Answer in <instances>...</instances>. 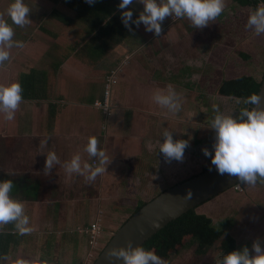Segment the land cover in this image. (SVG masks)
<instances>
[{
	"label": "crops",
	"instance_id": "1",
	"mask_svg": "<svg viewBox=\"0 0 264 264\" xmlns=\"http://www.w3.org/2000/svg\"><path fill=\"white\" fill-rule=\"evenodd\" d=\"M7 1L0 0V15L12 24L6 14ZM38 1L24 0L30 10L29 21L25 25L32 27L36 23L37 9L50 8V12L45 14L48 17L43 19H50V39L37 41L33 37L13 38L21 41L23 46L10 48L9 60L0 63V84L19 81L22 85L23 76L34 70L38 74L39 94H45L46 97L22 99L15 110V117L0 121L6 131L11 127L10 123H16L18 111L23 114L36 107L43 110L44 116L50 113L47 116V123L50 116V128L44 127L38 133L41 125L34 117L36 122L29 126L34 129V134H30L32 129L25 127L26 130L22 131L19 136L21 139L17 142L23 150L28 148L32 152L24 160L25 164L22 163L24 171L14 168L5 175L0 172V179L14 181L12 191L15 193L11 192V195L23 201L24 212L32 229L20 234L16 227L12 228L15 226L14 221L0 224V233L12 232L16 238L9 255L0 264L13 263V249L23 250V247L25 251L19 256L34 264L40 261L46 264H93L97 249H90V237L84 230L97 224L105 225L103 216L107 218L108 212L99 200L109 204V201L117 200L120 206L129 205L133 201L130 191L127 196H123L127 200L121 202L119 196L122 189H117L116 195L113 186L108 190L106 187L111 183L124 187L123 182L128 179L130 182L132 178L136 180L144 167L152 166L157 170V164L152 163L149 153L154 144L162 141L165 129L173 132L174 139L190 138V146L197 141L196 136L200 132L197 92L191 84V71L186 72L188 74L185 76L190 81L185 82L182 78L185 71L181 70L183 61L186 62L192 56L191 50L196 42L192 43L194 39L179 37L175 33L167 36L166 31L169 28L170 31H181L184 20L189 24L185 31L193 32L194 35L201 30L207 34L208 26L195 28L184 17L173 23L168 20L173 17L166 16L162 21L161 32L156 35L145 31L142 23L139 27L132 25V30H129L119 17L106 26L109 28L101 35L99 30L105 24L99 25L96 15L87 12V0H40L43 4L40 6L37 5ZM94 2L101 7V0ZM126 7L133 9V19L143 9L138 0H133ZM120 10L123 9L119 8L117 12ZM12 27L16 30L21 26L12 24ZM49 46L50 59L46 60L44 55H49ZM173 62L179 65L174 69L175 73L170 66ZM194 62L190 59L191 66ZM196 69L199 66L196 65ZM109 83L112 88L110 109L106 112L104 103ZM168 85L180 97V108L175 112L153 99L157 89L166 90ZM90 136L97 138V147L105 151L108 161L105 171L93 179L95 186L92 180L87 179V172L68 173L64 167V163L70 161L76 153L81 156V166L84 162L91 164L96 159L85 151ZM50 151L56 153L59 162L45 173V158ZM24 158L25 155H18L15 162L19 164ZM98 183L103 188L100 189ZM39 224L46 226L44 231H40ZM38 236L46 239L41 259L33 257L30 251V247L34 249L39 244V241L36 243Z\"/></svg>",
	"mask_w": 264,
	"mask_h": 264
},
{
	"label": "rangeland",
	"instance_id": "2",
	"mask_svg": "<svg viewBox=\"0 0 264 264\" xmlns=\"http://www.w3.org/2000/svg\"><path fill=\"white\" fill-rule=\"evenodd\" d=\"M39 1L37 5H43L41 1ZM224 3L225 7L220 15L213 21H209L207 25V34L202 30L199 34L195 35L192 34L193 32L185 31L189 26L185 20L182 22L181 31H170L171 28L166 31L167 36L175 33L179 35V37L194 39L192 43L196 42V46H193L191 50L192 56L186 62L183 61V64H181L182 67H180L182 71H185L182 73L184 75L182 78L185 82L190 81L185 75L190 73L188 70L191 71L192 75H189V77H192L193 80H191V84L193 89L197 92L200 132L196 138L198 139L202 135H205V129H202L204 127L209 129L208 132L210 136L198 146L192 144L190 146L189 144L185 149L193 151V153H196L205 160H211L210 156L204 155L202 148L207 147L210 150L212 148L214 130L209 127L216 111H220L224 114H236L241 108H249V104L246 105L244 99L219 95L217 91L222 82L225 79L238 78L243 75L253 76L258 81H261L264 76V33L257 34L253 28L246 27L249 14L254 11L256 7L247 6L246 8H242V6L234 0H224ZM9 4L8 0L6 5L7 8ZM49 12L50 8L48 7L44 10L37 9L36 13H38V20H36V23H34L32 27H30V25H23L13 30V38L19 37L21 39H27L33 37V39L37 41L45 38L50 39V19L43 21V19L48 17L45 14ZM168 20L176 23L180 21V18H171L170 20L169 17ZM48 48L49 55H47L48 53L44 55V59L46 60L50 59V46ZM244 55H246L247 58L244 57ZM190 59L195 61V64L192 65L193 67L190 64ZM196 65L199 66L198 70L196 69ZM170 66L173 67L172 72L174 73V69L179 67L178 63L175 64V62L171 63ZM111 89V84H109L107 87V92L110 93L109 99H111ZM213 105L217 106L216 109L213 108ZM18 113L19 117L16 119V123H10L12 125L7 128L6 131L4 130L5 126H2V121H0V172L3 174H7L8 170L14 168L18 170L23 169L24 171V160L27 156H30L32 152L29 151L28 148L23 150V147H20V143L17 144V142L21 139L19 136L23 133L22 131L26 130L25 127L27 129H32V127L29 126L36 122L34 117L37 118L39 126L41 125L38 133L41 129H44V127L50 128V116L49 122L47 123L49 112L47 116H44L43 110L34 107L33 111H24L23 114H20L18 111ZM31 113L38 114L32 115ZM0 119H3V113H0ZM16 125L18 127L17 130L15 129ZM30 134H34V129L30 130ZM24 144L25 146L28 145L26 142ZM18 155L19 157L25 155V158L21 159L19 164L15 162V157ZM149 156L152 163L155 162L157 164V170L152 166H149V168L144 167L142 173L137 175L136 180L135 178H132L130 182L129 179L125 180L123 182L124 187H122L121 184L113 185L112 183L106 187V190H108L110 188L112 189L113 186L116 195L117 189L119 191L121 188L122 194L120 195L119 193L121 202L127 200L123 196H127L126 194L130 191V196H133V201H131L129 205L123 204L124 206H120V202L117 200L109 201L110 204L107 203V201H101L102 199L99 200L100 205L102 203L103 206H101L108 212L107 218L103 216L104 220H106L103 222L105 225L97 224L100 235H97L95 239L92 238V234L87 233L89 228L84 230L90 237L88 240L91 247L90 249H97V253L93 257V264L114 234L138 210H136V208L142 206L144 203L152 201L170 187V177L168 174L174 172L177 167L181 166L182 162L175 158L166 160L159 151V144H154V147L150 150ZM27 160L30 161L28 158ZM18 161H20V158ZM188 162V160H183V164H187ZM29 163L30 162H27V164ZM15 164H17V167H15ZM185 168L184 166L182 169L184 170ZM21 174L25 175L26 173L22 172ZM30 180L31 179L28 177V181ZM120 182H122L121 177ZM92 183H94L95 186L94 180H92ZM98 185L101 189V184L98 183ZM89 193L88 191L87 194L89 195ZM107 200H109V198H107ZM197 211L212 218L214 220V225L218 228L232 233L237 240L238 249L245 245L251 248L254 240L264 242V179L258 178L255 184H243L242 191H238L236 188L228 190L208 201L207 204L201 205ZM39 225L40 231H44L46 226ZM102 226L106 232H103ZM36 239V243L39 241L37 245L38 249L37 247L34 249L30 247V251L33 252V257L40 258L45 251L44 242L46 239H42L40 236ZM47 241H49L48 238ZM83 241L86 242L85 239H83ZM190 243V239L186 240L187 247L182 248L179 256L164 260L166 264H215L216 259L222 253L221 240L204 255L196 254L195 251L197 247ZM196 245L198 246V244ZM18 249H13L12 251L15 255L13 263L11 264H14L17 258H21L19 254L22 253L25 247H23V250ZM59 257H61L60 254ZM2 264H7V262H3Z\"/></svg>",
	"mask_w": 264,
	"mask_h": 264
},
{
	"label": "clouds",
	"instance_id": "3",
	"mask_svg": "<svg viewBox=\"0 0 264 264\" xmlns=\"http://www.w3.org/2000/svg\"><path fill=\"white\" fill-rule=\"evenodd\" d=\"M87 2L93 3L94 0H87ZM138 2L143 5V9L133 19V9L126 7L132 4L133 0H120L118 7L124 9L121 13L122 24L132 30V25L139 27L142 23L145 31L154 32L156 35L161 32L162 21L166 16L184 17L189 19L195 28H203L209 24V21L218 17L225 7L224 0H138ZM29 12V7L24 0H11L6 9L12 24L20 26L28 23ZM12 24L0 15V63L9 60L10 48L23 46L21 41L13 40ZM246 27L253 28L257 34L264 33V3L258 4L249 14ZM22 92L23 88L19 81L0 84V113H3L4 119L14 118L15 110L23 99ZM153 99L169 111L175 112L180 108L179 94L171 85H168L166 90L157 89ZM244 103L255 107L241 108L236 114L216 111L209 127L214 130L212 148L210 150L204 147L202 151L205 156L211 157V164L215 166L219 174H228L239 182L250 185L255 184L258 178L264 179V104H262V96L258 93H251L244 99ZM216 107L213 105L214 109ZM104 109H109L107 98ZM162 137L159 151L165 159H182L190 138L174 139L173 132L168 129L162 132ZM97 145V138L90 136L85 151L90 157L96 159L91 164L84 162L81 166V156L76 153L70 161L64 163L65 170L68 173L87 172L88 180H93L97 174H102L108 161L105 151ZM148 146L151 147V145ZM58 162L55 152L47 153L44 172L48 173ZM235 188L239 190L237 186ZM12 189L11 179H0V224L14 221L20 234L28 233L32 229L29 226V218L24 212V203L11 195ZM107 259L109 264H112L113 260L118 264H166L154 249H146L142 245L133 246L130 240L126 245L110 248ZM14 264H34V262L17 258ZM39 264H46V262L40 261ZM215 264H264V242L254 240L251 248L245 245L226 253L222 252Z\"/></svg>",
	"mask_w": 264,
	"mask_h": 264
},
{
	"label": "trees",
	"instance_id": "4",
	"mask_svg": "<svg viewBox=\"0 0 264 264\" xmlns=\"http://www.w3.org/2000/svg\"><path fill=\"white\" fill-rule=\"evenodd\" d=\"M101 1V7L97 6L96 2L89 3L87 5V8H89L87 12L89 13L90 11L94 16L96 15L99 25L105 24L104 28L102 27L101 30H99V33L104 35L107 31L105 29L109 28L106 26L111 25L117 18L121 17L120 15L124 9L117 12L119 10L118 5L120 0ZM234 1L242 7H256L258 4L264 3V0ZM95 10L98 11L95 12ZM98 24L97 27H99ZM244 57L247 58L246 55H244ZM37 75V72L33 70L31 73L23 76V99H43L46 97L45 94H39ZM260 86L261 81H258L255 77L243 75L238 78L225 79L217 92L221 96L245 99L251 93H258ZM252 107L253 105L249 104V108ZM208 131V128L205 129V135L198 138L192 145L198 146L208 139L210 136ZM180 160L182 161L181 166L177 167L174 172L168 174L170 177V187L192 179L214 166L211 164V160H205L196 153H193V151L187 149L184 150L183 158ZM183 160H188L189 162L183 164ZM184 166L186 168L183 170L182 168ZM145 204L146 203L140 206L138 210ZM197 209L191 210L179 219L171 222L167 227L147 241L143 247L146 249H154L163 260H169L171 257L179 256L182 248L187 247L186 240L188 239L191 241L190 244L197 247L195 251L196 254H206L219 240H221V251L223 253L238 249L237 240L232 233L215 226L212 218L206 214L199 213ZM12 228H15V226ZM13 243H16L15 234L12 232L0 233V262L9 255ZM196 244H198V246Z\"/></svg>",
	"mask_w": 264,
	"mask_h": 264
},
{
	"label": "water",
	"instance_id": "5",
	"mask_svg": "<svg viewBox=\"0 0 264 264\" xmlns=\"http://www.w3.org/2000/svg\"><path fill=\"white\" fill-rule=\"evenodd\" d=\"M258 94L262 96V104H264V76ZM239 184L243 183L228 174H219L213 166L192 179L169 187L127 220L114 234L94 264H109L108 250L114 246L126 245L129 240L132 241L133 246H143L171 222ZM112 264L118 262L113 260Z\"/></svg>",
	"mask_w": 264,
	"mask_h": 264
},
{
	"label": "built area",
	"instance_id": "6",
	"mask_svg": "<svg viewBox=\"0 0 264 264\" xmlns=\"http://www.w3.org/2000/svg\"><path fill=\"white\" fill-rule=\"evenodd\" d=\"M110 80H111V79H110ZM109 84H110V83H109ZM108 89H109V88H108ZM109 95H110V93L107 92V100H108V103H109V109H110V99H109ZM109 109H105L106 112H108ZM237 188H238L240 191H242V185H238ZM88 230H89V231H87V233L92 234V238H94V239H95V237H96L97 235H100V230H99V227H98L97 225H94L91 229H88Z\"/></svg>",
	"mask_w": 264,
	"mask_h": 264
}]
</instances>
